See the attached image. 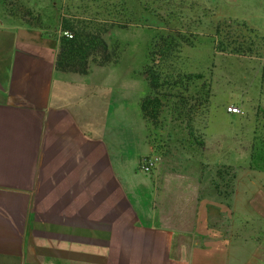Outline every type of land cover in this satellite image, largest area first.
Returning a JSON list of instances; mask_svg holds the SVG:
<instances>
[{
    "label": "crops",
    "instance_id": "crops-1",
    "mask_svg": "<svg viewBox=\"0 0 264 264\" xmlns=\"http://www.w3.org/2000/svg\"><path fill=\"white\" fill-rule=\"evenodd\" d=\"M0 19V264H264V194L144 172L57 32Z\"/></svg>",
    "mask_w": 264,
    "mask_h": 264
},
{
    "label": "rangeland",
    "instance_id": "rangeland-1",
    "mask_svg": "<svg viewBox=\"0 0 264 264\" xmlns=\"http://www.w3.org/2000/svg\"><path fill=\"white\" fill-rule=\"evenodd\" d=\"M122 4L134 12V21L128 28L114 27L105 34L111 45L120 42L119 61L93 66L83 78L102 84V99L107 97L111 118L117 128L122 121L132 134L134 157L151 158L140 109V100L149 91L142 69L150 42L170 25L190 28L198 36L195 45L184 48L182 60L188 70L202 72L212 82L210 104L198 119L206 148L196 154L184 150L176 142L177 135L164 147L160 136L165 154L152 156L158 158L152 171L158 176L160 165L162 177L181 176L184 181L196 180L202 171L201 193L264 194V19H260L264 0H0V16L9 17L8 8L23 5L42 14L46 25L56 31L61 9L88 6L89 11L100 12L121 10ZM244 18L263 24L252 26ZM232 105L243 113H230ZM220 169L230 173L220 177ZM231 174L236 176L232 181Z\"/></svg>",
    "mask_w": 264,
    "mask_h": 264
},
{
    "label": "trees",
    "instance_id": "trees-1",
    "mask_svg": "<svg viewBox=\"0 0 264 264\" xmlns=\"http://www.w3.org/2000/svg\"><path fill=\"white\" fill-rule=\"evenodd\" d=\"M5 5L9 6L6 2ZM80 8L74 11L71 8H67V11L61 9L59 28L53 30L57 32L60 41L56 68L62 72L88 75L93 66L102 67L119 61L120 42L111 45L105 34L114 27L128 28L135 16L123 4L121 10L116 8L100 12L89 11L88 6ZM9 9L11 16L24 23L51 30L44 22L43 15L29 7L18 5L16 10ZM161 21L168 24L172 22L166 19ZM197 36L190 28L170 25L166 33L159 32L154 36L148 47V59L142 73L148 82L149 91L141 98L140 109L148 129L147 137L158 154H165L160 147V136L164 145L177 135L179 146L193 154L203 152L206 148L198 119L210 104L212 82L204 73L188 70L182 60L184 48L195 45ZM234 51L240 50L234 48ZM142 160L141 169L144 165ZM228 173L218 170L220 177ZM235 177V174H231L230 181ZM216 188L220 189L218 184Z\"/></svg>",
    "mask_w": 264,
    "mask_h": 264
},
{
    "label": "built area",
    "instance_id": "built-area-1",
    "mask_svg": "<svg viewBox=\"0 0 264 264\" xmlns=\"http://www.w3.org/2000/svg\"><path fill=\"white\" fill-rule=\"evenodd\" d=\"M3 26V22L0 19V27ZM69 36H72L69 32H66ZM228 111L232 114H241L243 113V110L239 107V106H229ZM158 160V158L156 157L154 158H144L142 161L144 163V165H142V170L146 171V172H151L152 169H154L155 165H156V161Z\"/></svg>",
    "mask_w": 264,
    "mask_h": 264
}]
</instances>
